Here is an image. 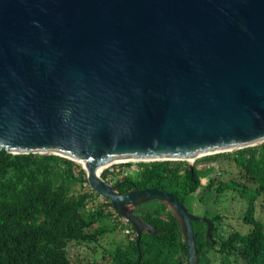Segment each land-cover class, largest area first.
I'll return each instance as SVG.
<instances>
[{"label":"water","instance_id":"1","mask_svg":"<svg viewBox=\"0 0 264 264\" xmlns=\"http://www.w3.org/2000/svg\"><path fill=\"white\" fill-rule=\"evenodd\" d=\"M263 142L264 0H0V150L81 165L138 246L162 230L135 214L148 201L177 219L189 264H200L194 222L214 244L215 223L158 188L121 193L106 162Z\"/></svg>","mask_w":264,"mask_h":264},{"label":"trees","instance_id":"2","mask_svg":"<svg viewBox=\"0 0 264 264\" xmlns=\"http://www.w3.org/2000/svg\"><path fill=\"white\" fill-rule=\"evenodd\" d=\"M219 157L234 159L238 178L216 182L211 177L200 191V201L211 199L213 190L217 194L237 192L247 201L243 220L252 228L246 234L233 230L227 237H218V222L223 215L217 213L211 217L215 223L214 244L206 235L207 224L194 222L199 262L264 264V224L256 217L257 200L264 193V142L202 159L216 162ZM141 165L138 173L115 182L121 193L154 187L176 195L185 204L187 197L199 190L201 173L212 169L195 165L192 170L183 160ZM108 173L107 169L101 175L108 180ZM86 182L87 171L68 158L0 150V264H75L68 254L72 241L100 242L110 231L105 221L113 216L101 205L90 206L95 191L85 188ZM135 214L162 230L155 234L144 232L139 246L137 235H127V242L117 243L111 251L113 264H189L184 234L165 204L148 201L138 206Z\"/></svg>","mask_w":264,"mask_h":264},{"label":"rangeland","instance_id":"3","mask_svg":"<svg viewBox=\"0 0 264 264\" xmlns=\"http://www.w3.org/2000/svg\"><path fill=\"white\" fill-rule=\"evenodd\" d=\"M204 156H198L193 162L194 166L205 165L212 167V169L201 173V186L197 192L187 197V208L198 217H212L217 215V213H221L223 215L222 220L218 222L219 230L216 232V236L218 237H227L233 230L240 231L243 234L248 233L252 225L245 223L243 220L247 210V201L240 194L234 191L217 194L213 190L210 194L211 199L207 198L205 202L200 201V191H203L211 177H215L216 182L221 180L227 181L238 178L239 173L238 167L232 157H219L216 162H207L202 159ZM187 162L189 163V161ZM152 204L154 202L144 206H151ZM256 217L264 224V193H261L258 197ZM116 220L117 218H111L110 221H105V224L110 227V231L98 243H78L72 241L68 245V254L72 261L75 264H113L111 251L117 246V243H126V238L128 237L125 233L126 229L119 224V221L117 224ZM216 264L220 263L217 262Z\"/></svg>","mask_w":264,"mask_h":264},{"label":"built area","instance_id":"4","mask_svg":"<svg viewBox=\"0 0 264 264\" xmlns=\"http://www.w3.org/2000/svg\"><path fill=\"white\" fill-rule=\"evenodd\" d=\"M142 168L143 166L140 164V161H134V160L116 162L107 166V169L109 170L108 173L109 179L114 182H117L119 179L124 178L125 176L138 173ZM87 185L88 184L85 183V186ZM99 205H101L103 209H105L106 211L111 212L114 215V217L117 218L120 224L124 226L129 225V221L125 217L119 215L112 205H109V200H107V198H105L102 195L95 194L93 197H91L90 206H99ZM132 231L133 230L131 228H126L125 230L126 233H132Z\"/></svg>","mask_w":264,"mask_h":264},{"label":"clouds","instance_id":"5","mask_svg":"<svg viewBox=\"0 0 264 264\" xmlns=\"http://www.w3.org/2000/svg\"><path fill=\"white\" fill-rule=\"evenodd\" d=\"M121 161H133V160H121ZM134 161H140V164H141V162H150V161H145V160H134ZM157 161H160V160H157ZM118 162V161H117ZM114 163H116V162H114ZM105 170H107V167H105L103 170H102V172L103 171H105ZM102 172H101V174H102ZM136 174V173H135ZM132 175V174H131ZM126 177V176H125ZM88 180V179H87ZM106 180V179H105ZM107 181H109V182H111V183H113V184H115V182L114 181H112V180H110V179H108ZM88 185L87 186H85V184H84V187H86V188H88V189H90L91 188V186H90V184H89V182H86ZM90 188H89V187ZM90 191H93L94 192V190L91 188L90 189ZM96 192V191H95ZM94 192V195L96 194V195H102V194H100V193H95ZM93 195V196H94ZM92 196V197H93ZM102 196H104V195H102ZM105 197V196H104ZM105 198H107V200H109V205H112L113 206V204H112V200L111 199H109L108 197H105ZM111 201V202H110ZM100 206V205H99ZM140 206V205H139ZM92 207H98V206H92ZM102 207V206H101ZM114 207V206H113ZM103 208V207H102ZM138 208V207H137ZM115 209V208H114ZM105 210V209H104ZM116 210V209H115ZM106 211V210H105ZM117 211V210H116ZM106 212H108V213H110V214H112L111 212H109V211H106ZM118 212V211H117ZM119 214V213H118ZM119 215H121V214H119ZM112 218H115L114 217V215L112 214ZM122 216V215H121ZM124 217V216H123ZM211 218V217H210ZM127 219V218H126ZM212 219V218H211ZM128 220V219H127ZM117 221V224H118V220H116ZM129 221V220H128ZM120 224V223H119ZM122 225V224H121ZM125 229L126 228H131L133 231H132V233H126V235H128V236H130L131 238H133L135 235H137V232H136V230L134 229V227H133V225H132V223L129 221V227L128 226H124V225H122Z\"/></svg>","mask_w":264,"mask_h":264},{"label":"bare ground","instance_id":"6","mask_svg":"<svg viewBox=\"0 0 264 264\" xmlns=\"http://www.w3.org/2000/svg\"><path fill=\"white\" fill-rule=\"evenodd\" d=\"M198 156H200V155L188 156V157H186V160H188L189 162H194ZM145 161H151V160H145ZM118 162H124V161H118ZM113 163L114 162H109V161L106 162L104 168L107 167V166H109V165H111V164H113Z\"/></svg>","mask_w":264,"mask_h":264}]
</instances>
